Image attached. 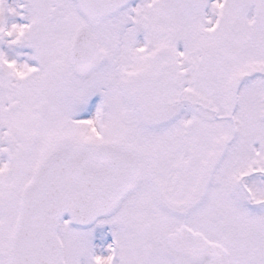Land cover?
<instances>
[{
  "label": "snow or ice",
  "instance_id": "6c2138e0",
  "mask_svg": "<svg viewBox=\"0 0 264 264\" xmlns=\"http://www.w3.org/2000/svg\"><path fill=\"white\" fill-rule=\"evenodd\" d=\"M0 264H264V0H0Z\"/></svg>",
  "mask_w": 264,
  "mask_h": 264
}]
</instances>
